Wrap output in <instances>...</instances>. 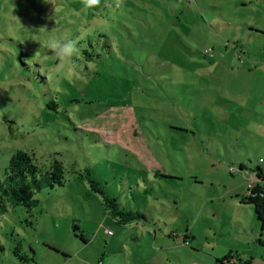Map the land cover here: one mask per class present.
Returning a JSON list of instances; mask_svg holds the SVG:
<instances>
[{
    "label": "rangeland",
    "instance_id": "1",
    "mask_svg": "<svg viewBox=\"0 0 264 264\" xmlns=\"http://www.w3.org/2000/svg\"><path fill=\"white\" fill-rule=\"evenodd\" d=\"M53 37L78 41V78L58 73ZM239 87L264 96V0H124L120 9L101 0L88 10L81 0H0V183L17 151L45 171L57 159L66 179L38 191L31 210L7 202L0 211V264H220L214 255L240 240L212 203L203 211L213 187L195 183L209 169L232 178L231 167H214L235 149L205 140L206 123L221 111L214 90ZM169 117L205 132L169 137ZM88 172L146 219L113 218Z\"/></svg>",
    "mask_w": 264,
    "mask_h": 264
},
{
    "label": "crops",
    "instance_id": "2",
    "mask_svg": "<svg viewBox=\"0 0 264 264\" xmlns=\"http://www.w3.org/2000/svg\"><path fill=\"white\" fill-rule=\"evenodd\" d=\"M233 90H236L235 94H232ZM204 91L207 90L204 89ZM214 91L221 94L219 97L221 111L216 119L207 121L206 124L209 128L212 126V131L208 132L205 140L213 141L217 137L229 144L232 149H235V153L232 155H218L222 161L219 164L216 163L214 168L215 170L226 171L228 166L232 167L231 164H235L243 171L236 177L233 176L234 174H230L232 178H228L227 182L208 177L210 173L207 172L211 171L210 169L203 174L201 172L197 174L203 176L196 179L195 187L203 184V186L213 187V190L216 191L215 197H211L204 206L203 211H206L208 204L212 203L215 218L220 216L221 223L226 221V232L232 228L234 234L240 240L238 248L228 247L225 253L214 255L213 258L220 264H264V217L261 218V221L255 205L245 200L247 197V177L254 175L260 178L261 168L258 161L260 158H264V96L260 97L259 91L253 92L250 88L243 89L239 87L237 89H227L225 92H221L220 89ZM196 92L198 94L202 93L201 90H196ZM203 94H207V92ZM228 101L231 102L230 106L226 105ZM211 109L206 103L202 106L203 113L213 114ZM228 109L232 110L230 114ZM232 117L237 119L235 126L230 124ZM165 122V125L174 122L173 127L176 133H167L172 138H177L176 134L178 133H189L196 139L198 132L200 136H203L205 132L200 129V124L195 125V123L194 126H197L196 130L198 131L193 132L185 120L182 124H179L172 117H169ZM158 133L161 138H164L160 130ZM208 152L210 154L208 158L204 156L203 159L211 166L215 162L212 160L214 155L211 150ZM156 155L155 158L160 157L159 154ZM156 168L158 171L162 170L160 164L156 165ZM196 236L193 238L196 239ZM208 247L213 248L214 246L209 243ZM212 251H215V249H212Z\"/></svg>",
    "mask_w": 264,
    "mask_h": 264
},
{
    "label": "trees",
    "instance_id": "3",
    "mask_svg": "<svg viewBox=\"0 0 264 264\" xmlns=\"http://www.w3.org/2000/svg\"><path fill=\"white\" fill-rule=\"evenodd\" d=\"M87 178L95 193L102 195L104 205L110 215L118 219L121 224H132L145 220V215L140 211H132L123 208L116 198L110 197L96 180L92 179L91 173H87ZM65 168L63 163L57 159L51 166V170L45 171L40 167L30 153L17 151L11 158L5 179L0 183V211L6 212L9 205L24 206L31 210L37 206L38 201L35 195L44 187L55 188L63 186L65 183ZM248 203L254 204L257 214L262 221L264 217V201L249 200Z\"/></svg>",
    "mask_w": 264,
    "mask_h": 264
},
{
    "label": "clouds",
    "instance_id": "4",
    "mask_svg": "<svg viewBox=\"0 0 264 264\" xmlns=\"http://www.w3.org/2000/svg\"><path fill=\"white\" fill-rule=\"evenodd\" d=\"M124 0H114V5L117 9L123 6ZM82 10L94 9L99 7L101 0H81ZM87 32L81 31L79 40L85 39ZM77 40L73 39H57L55 37L49 39L46 43V47L51 51V54L59 61L57 65V71L66 79L78 78L79 73L75 72V65L72 63L73 58L77 56L80 49L77 47ZM51 75L47 76V79L51 80Z\"/></svg>",
    "mask_w": 264,
    "mask_h": 264
},
{
    "label": "built area",
    "instance_id": "5",
    "mask_svg": "<svg viewBox=\"0 0 264 264\" xmlns=\"http://www.w3.org/2000/svg\"><path fill=\"white\" fill-rule=\"evenodd\" d=\"M258 164L261 168L260 178L254 175L247 177V199L264 201V158H260ZM230 170L232 174L243 171L242 169L233 166Z\"/></svg>",
    "mask_w": 264,
    "mask_h": 264
}]
</instances>
